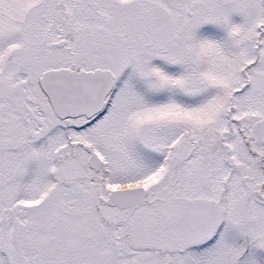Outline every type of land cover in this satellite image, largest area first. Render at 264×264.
Masks as SVG:
<instances>
[{
  "label": "snow or ice",
  "instance_id": "1",
  "mask_svg": "<svg viewBox=\"0 0 264 264\" xmlns=\"http://www.w3.org/2000/svg\"><path fill=\"white\" fill-rule=\"evenodd\" d=\"M0 264H264V0H0Z\"/></svg>",
  "mask_w": 264,
  "mask_h": 264
}]
</instances>
